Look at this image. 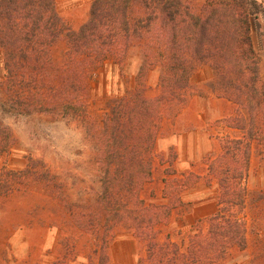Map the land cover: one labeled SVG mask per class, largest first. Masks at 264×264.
<instances>
[{
  "label": "trees",
  "instance_id": "1",
  "mask_svg": "<svg viewBox=\"0 0 264 264\" xmlns=\"http://www.w3.org/2000/svg\"><path fill=\"white\" fill-rule=\"evenodd\" d=\"M263 10V0H93L87 20L73 28L57 0H0L6 111L85 116L90 83L101 65L110 64L121 77L132 48L142 58L135 85L109 98L93 126L98 186L89 182L79 199L62 188L56 194L57 174L30 158L21 169L0 168V209L9 207L19 189L38 201L31 203V213L50 202L54 210L61 204L64 221L89 236L97 264H109V246L120 226L143 243L137 264H227L234 247L248 244L253 142L264 144V78L252 34V18ZM204 65L213 72L211 92L238 106L230 125L243 135L221 137L220 151L205 157L206 179L215 178L218 185L217 210L198 221L187 242H177L169 233L162 237L160 226L188 204L182 193L201 175L193 170L177 175L172 150L162 178L165 200L147 201L143 192L154 179L156 142L165 120L178 116L201 92L193 88L192 77ZM154 68L160 70L157 93L149 94L144 80ZM10 137L8 127L0 126V152L10 150ZM40 187L49 197L32 196ZM66 262L57 258L49 264Z\"/></svg>",
  "mask_w": 264,
  "mask_h": 264
},
{
  "label": "rangeland",
  "instance_id": "2",
  "mask_svg": "<svg viewBox=\"0 0 264 264\" xmlns=\"http://www.w3.org/2000/svg\"><path fill=\"white\" fill-rule=\"evenodd\" d=\"M92 1L57 0V6L71 26L79 28L89 16ZM252 34L261 57L264 78V10L252 18ZM61 48L63 44L57 46L58 51ZM141 63L138 48H132L121 77L112 72L110 64L101 65L88 90V114L81 117L55 118L45 114L6 111L2 107L6 95L0 82V126L8 127L12 137L9 139L10 150L0 152V168L5 165L10 169H21L31 158L34 160L31 163L50 168L57 174L53 192L57 194L56 189L62 188L71 199L86 196L89 182L99 184L96 169L98 145L92 137L93 126L106 110L109 98L135 85ZM4 73L0 49V81ZM159 76L160 70L154 68L145 77L149 94L157 93ZM212 76L208 65L201 66L192 77L193 88L201 90V94H193L178 116L165 120L156 142L159 155L155 161L154 179L143 192L147 201L165 200L162 197V178L172 150L177 155L174 162L177 175L192 170L201 175L197 184L182 193L188 204L176 208L170 221L160 226L162 237L169 233L171 240L177 242H187L198 221L217 210L218 185L215 178L211 183L206 179L205 157L220 151L221 137L243 135L242 129L230 125L229 118L236 115L238 106L232 100L211 92ZM6 140L8 138L4 142ZM248 189V244L244 249L234 247L227 264H264V144L257 141L253 142ZM47 192L48 189L43 187L34 188L32 196L49 197L50 192ZM9 202L7 209H0V264H49L57 258L66 259L67 264H97L89 236L64 221L61 204L55 203L58 210H54L50 202L31 213V203L34 205L38 201L30 200L22 189ZM140 242L132 231L117 227L109 246V264H137L138 258L144 254L143 243Z\"/></svg>",
  "mask_w": 264,
  "mask_h": 264
}]
</instances>
